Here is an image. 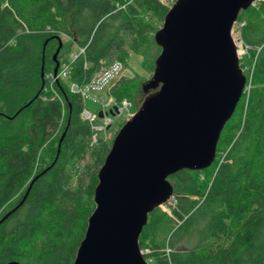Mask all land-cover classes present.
Masks as SVG:
<instances>
[{
  "label": "trees",
  "instance_id": "trees-1",
  "mask_svg": "<svg viewBox=\"0 0 264 264\" xmlns=\"http://www.w3.org/2000/svg\"><path fill=\"white\" fill-rule=\"evenodd\" d=\"M170 2L0 0V93L36 91L12 125L0 123V219L10 212L0 222V264H72L108 149L101 137L90 145L69 84L128 53L151 68L159 49L149 20L161 21ZM61 35L84 55L52 84L58 97L43 100V78L54 67L48 46ZM233 37L246 48L239 67L248 91L224 124L211 165L167 178L171 217L154 208L138 238L147 264H264V1L238 12ZM138 80H118L110 95L130 102Z\"/></svg>",
  "mask_w": 264,
  "mask_h": 264
},
{
  "label": "water",
  "instance_id": "water-1",
  "mask_svg": "<svg viewBox=\"0 0 264 264\" xmlns=\"http://www.w3.org/2000/svg\"><path fill=\"white\" fill-rule=\"evenodd\" d=\"M255 1L174 0L168 7L152 36L159 52L141 85L144 98L97 171L93 209L72 264H147L138 237L147 215L171 197L167 178L211 165L242 96L245 77L231 30L238 12ZM115 113L111 107L109 114Z\"/></svg>",
  "mask_w": 264,
  "mask_h": 264
},
{
  "label": "rangeland",
  "instance_id": "rangeland-1",
  "mask_svg": "<svg viewBox=\"0 0 264 264\" xmlns=\"http://www.w3.org/2000/svg\"><path fill=\"white\" fill-rule=\"evenodd\" d=\"M173 1L174 0H172V2H170V4H168V5L166 3V6L169 7L173 3ZM56 20H58V19L56 18ZM149 23L154 29H158L161 26L162 20L160 21L156 17H150ZM150 36H152V33ZM231 36L233 37V30H231ZM58 38H59L61 44H60V47H59V49L55 55V62L57 63V68L60 64L68 62L70 60L72 54L74 52H76L75 45L69 39H66L62 35ZM57 47H58L57 40L55 42H52V44L50 46H48V48H49L48 59H47L48 61H49L50 56L55 53ZM236 50L238 52L237 57H238V63H239L241 58L246 53V48H244L238 44L236 47ZM53 64H54V62H53ZM46 65L48 66L49 63L47 62ZM123 67L125 68V71L122 70V73H121V76L124 77L123 80H129L134 76L143 80V81H141V80L137 81V86L135 88V92L133 93L132 99L130 100L132 114H133L134 111H136L139 104L141 103V101L144 98V94L141 91V85L146 80H148L149 77L151 76L153 65L151 68L146 67V69H144L145 67H143V65H142L141 56L138 54H135V53H128L123 60ZM246 67H247L246 65L243 66L244 69ZM44 81H45V79H44ZM37 83H38V81L35 82L34 84L36 85ZM35 92H36L35 87H34V85H32L28 90H26L22 93H18V94H13L11 92H9V94L0 93V123L10 120L9 124L12 125L14 123V121L12 119L15 117V114L18 113L20 107L23 104H25L30 99V97L36 96ZM105 92H106L105 88L102 90H99V91L88 90L85 97L83 98V101H82L84 108L87 109L89 112L96 115L100 111V105L98 104V102L107 103L108 97L106 96ZM93 97L96 98L98 102L93 101V99H92ZM111 106L112 105H109V108ZM109 118L111 120V123H110L109 127L104 131V134L109 136L107 141H106L107 149L109 148V145L111 143L113 136L115 135V133L117 132L119 127L123 124V122L127 119V116L125 113L114 114V115L109 114ZM96 123L101 124L102 123L101 118H97ZM97 135H98V137H100L101 135H103V132L99 131ZM88 161L91 162L87 157V158H85V160L82 163H87ZM171 206H172V199L169 200V205L157 207V210L160 213H163L164 216L169 218V217H171L170 209H169V207H171ZM156 215L159 216L158 214H156ZM170 226H171V224H168L167 226H165L164 231L161 233V235H164V233H167V231L170 229ZM156 234H158V232ZM28 264H32V263H28Z\"/></svg>",
  "mask_w": 264,
  "mask_h": 264
},
{
  "label": "built area",
  "instance_id": "built-area-1",
  "mask_svg": "<svg viewBox=\"0 0 264 264\" xmlns=\"http://www.w3.org/2000/svg\"><path fill=\"white\" fill-rule=\"evenodd\" d=\"M258 1H264V0H257L253 3V5ZM235 24L232 27V30L234 28ZM233 38V37H232ZM233 41L237 47V45H241V42L238 39L233 38ZM242 46V45H241ZM243 47V46H242ZM84 55V47L77 46L76 52H74L68 62H65L63 64H60L56 70V72L48 73L45 75V85L43 87V92L45 95L42 96V99L45 100L46 97L48 98H57L55 91L52 88V84L56 82L57 80H64L67 78L70 70V64L74 62L79 56L83 57ZM87 64L85 60L82 62V69H87ZM122 70L125 71V68L123 67V62L119 61H112L110 63L100 62L99 65L95 70L92 71L89 78L86 80L83 84H77V83H71L69 84V92L71 94L77 95L81 100V110H80V118L85 121L91 128L92 134L90 137V145H97L98 142V132L102 131L103 135H101V140L106 141L108 139V135L104 134V131L109 127L111 120L109 118V111L111 107L115 108V114H121L125 113L127 118L132 115V109H131V103L125 99H122L118 102H116L112 96L110 95V89L120 79H123L124 77L121 76ZM106 89V96L108 97L107 103L98 102L96 98H92L93 101L98 102L100 105V111L95 115L91 112H89L87 109L83 106V98L85 97L88 90L93 91H99L102 89ZM248 91V85L244 84L242 95L247 93ZM109 105H112L109 108ZM98 114L100 117H98ZM101 118V124L96 123V119ZM168 199L163 205H169ZM160 206V207H161Z\"/></svg>",
  "mask_w": 264,
  "mask_h": 264
},
{
  "label": "bare ground",
  "instance_id": "bare-ground-1",
  "mask_svg": "<svg viewBox=\"0 0 264 264\" xmlns=\"http://www.w3.org/2000/svg\"><path fill=\"white\" fill-rule=\"evenodd\" d=\"M238 53V52H237Z\"/></svg>",
  "mask_w": 264,
  "mask_h": 264
}]
</instances>
